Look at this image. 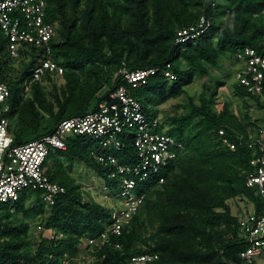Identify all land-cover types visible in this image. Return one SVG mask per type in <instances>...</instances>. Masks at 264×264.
<instances>
[{"label":"trees","instance_id":"1","mask_svg":"<svg viewBox=\"0 0 264 264\" xmlns=\"http://www.w3.org/2000/svg\"><path fill=\"white\" fill-rule=\"evenodd\" d=\"M263 10L264 0H48L46 21L57 23L51 48L64 68L62 76L47 74L43 84L33 82L35 63H24L26 50L18 58L10 56L9 39L0 30V75L11 91L8 117L16 144H24L16 132L38 133L42 128L45 132L36 136L39 139L54 133L63 120L95 111L120 84L112 78L123 65L132 71L158 68L133 92L147 114L157 117L158 106L186 93L210 67H220L222 56L237 61L247 48L264 52ZM202 17L211 27L180 41L179 33L197 27ZM6 49L8 57L20 64L12 65L15 81L8 78L12 62L8 65L2 58ZM166 71L176 79L168 80ZM225 85L218 79L209 97L201 96L199 104L191 98V110L172 118L166 133L183 144L184 152L169 166L162 186L138 183L135 191L145 195L143 203L120 236L110 232L113 208L87 201L81 185L66 171L83 164L107 187L120 191L119 181L109 180L106 170L93 160L94 140L71 136L65 151L51 149L46 175L64 191L55 195L53 205L46 200L47 190L41 189L25 190L16 204L0 203V264L71 263L81 247L94 248L89 251L94 258L91 264H128L145 254L152 256L147 264H249L241 257L249 244L241 236L238 213H233L229 201L240 198L256 217L264 215L259 187L247 186L249 175L257 171L251 165L256 151L250 147L249 135L264 132L247 111L249 100L264 110V85L262 94L256 95L233 83L234 96L247 110L242 118L229 101L216 110L218 91ZM260 121L264 123V118ZM166 124L162 122L158 131ZM19 125L24 130L16 131ZM129 150L118 155L124 163L133 153L132 147ZM35 219H40L41 229L37 228L42 238L31 251ZM105 233L107 240L100 242ZM88 238L100 245H89Z\"/></svg>","mask_w":264,"mask_h":264},{"label":"built area","instance_id":"2","mask_svg":"<svg viewBox=\"0 0 264 264\" xmlns=\"http://www.w3.org/2000/svg\"><path fill=\"white\" fill-rule=\"evenodd\" d=\"M48 0H0V30L9 39L8 52L18 58L22 50L33 53V82L43 84L47 74L62 76L64 68L53 57L51 41L57 35V23L46 21ZM264 16V10L261 13ZM211 23L202 17L197 27L183 30L179 40H187L192 32L203 34ZM237 61H243V68L236 73V81L249 92L261 95L264 85V52L247 48L239 53ZM243 59V60H241ZM158 68L132 71L123 65L115 75L120 84L112 89L98 108L82 117L63 120L51 135L42 136L24 144H16L12 131L10 87L0 75V203L16 204L20 194L27 189L47 190L46 200L50 205L54 197L63 192L46 175L45 162L51 149L65 151L66 140L71 137H89L94 140L91 150L93 160L106 170L109 180L119 181L121 207H114L110 232L120 236L140 209L144 194L135 191L138 183L155 182L162 186L167 179L171 163L184 152L181 142L169 136L165 128L158 131L162 122L158 117L150 118L133 92L146 84L158 73ZM165 77L174 81L175 75L166 71ZM224 135V131L219 132ZM250 147L255 148L251 165L257 171L249 175L248 187L258 186L264 200V132L251 131ZM227 141L224 140V143ZM132 147L133 153L124 163L118 155ZM234 148V146H231ZM241 236L249 247L241 257L249 264L262 254L264 247V215L256 217L253 208L238 213ZM41 229V227H38ZM100 242H105V233ZM89 245L99 240L88 238ZM97 244L98 246L100 245ZM119 247V245L117 246ZM88 251L94 252V248ZM152 256L145 254L133 257L128 264H147Z\"/></svg>","mask_w":264,"mask_h":264},{"label":"rangeland","instance_id":"3","mask_svg":"<svg viewBox=\"0 0 264 264\" xmlns=\"http://www.w3.org/2000/svg\"><path fill=\"white\" fill-rule=\"evenodd\" d=\"M33 53H28L27 56L25 55V61L24 63L31 61L33 58ZM231 57V56H230ZM2 58L4 61L7 62L8 65H17L20 66L18 60H12L8 57L7 49L6 52L2 54ZM222 61L220 64V67H210L209 73L207 75H199L196 77L193 84L188 86L187 92L181 95L178 98H172L165 102L163 105H160L157 107V117L161 122H165L166 128L170 127V123H172L173 117H182L186 115L191 110V101L192 98L195 104L200 103V97L205 96L209 97L211 94L214 86L217 83V80L224 81L226 85L219 89L218 91V97L216 102V110L218 111L224 102L229 101L231 103V108L233 112L240 118L243 117V114L247 111L245 109H242L243 102L240 99H237L233 94V83L236 81V73L239 69L243 68V65L245 64L243 61H234V58L232 59L227 58L226 56H222ZM243 60V59H241ZM11 61V62H10ZM11 68V69H10ZM14 66L9 67L10 71L8 74L9 79H13V81L16 80L14 74ZM21 68V67H19ZM24 68V67H22ZM116 75V74H115ZM113 82L115 80V76L112 78ZM58 84H62L61 81L58 82ZM172 82H169L168 87L166 91L169 90ZM231 84V85H230ZM109 86H106L103 91L99 94L101 95L104 93L105 90L109 89ZM52 87L50 88V90ZM53 90V89H52ZM249 105H251V109L247 111V113L250 115V118L252 121L257 123V126L264 127L263 122H258V119L264 118V110L259 109L256 104L253 101L249 100ZM88 108V107H87ZM91 109H88L86 112L90 111ZM149 116V113H148ZM151 116V117H150ZM150 118H154V116L150 115ZM257 119V120H256ZM13 126V125H12ZM24 127L22 125H19L16 128V131H22ZM45 131L40 128L38 133L36 132H26L23 133V135L19 134L20 139L22 142L26 143L31 140L36 139V136L42 135ZM92 149V148H91ZM58 166L61 167V170L64 168L62 167V164H58ZM55 164L51 163L49 165V169L52 170L54 168ZM65 166V164L63 165ZM67 168V167H65ZM72 177H74L75 181L81 185V188L84 192L85 199L87 201L94 200L104 206H108L110 208H114L115 206L120 208L121 207V200L119 197L120 191L118 189H113L110 187H107L106 184L103 182V180L97 176L93 170L88 168L87 166L81 164H75L73 167H71L69 170H66ZM29 203V202H28ZM233 213H239L243 210L250 209L252 207H248L247 203L244 202L242 199L237 198L229 201ZM29 205V204H28ZM242 211H241V210ZM40 222V219H35L31 222V231H30V245L29 249L31 251L35 250L37 248V243L42 238V232L38 230V224ZM150 233L147 232L146 235L148 236ZM50 233H46L45 236H49ZM54 236V235H53ZM52 236V237H53ZM51 237V238H52ZM261 255V254H260ZM259 255V256H260ZM94 258L91 255V253L84 247H81L80 253L78 256L73 260V262L66 261L65 264H91L93 262ZM256 264H264V250L262 252V256L256 258Z\"/></svg>","mask_w":264,"mask_h":264},{"label":"crops","instance_id":"4","mask_svg":"<svg viewBox=\"0 0 264 264\" xmlns=\"http://www.w3.org/2000/svg\"><path fill=\"white\" fill-rule=\"evenodd\" d=\"M260 256H262V254H261ZM260 256H259V257H260Z\"/></svg>","mask_w":264,"mask_h":264}]
</instances>
